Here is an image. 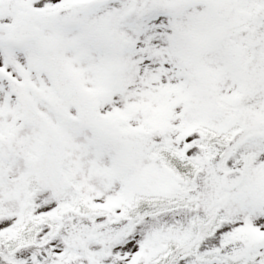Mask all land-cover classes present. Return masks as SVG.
I'll return each instance as SVG.
<instances>
[{
  "label": "snow or ice",
  "instance_id": "6c2138e0",
  "mask_svg": "<svg viewBox=\"0 0 264 264\" xmlns=\"http://www.w3.org/2000/svg\"><path fill=\"white\" fill-rule=\"evenodd\" d=\"M0 264H264V0H0Z\"/></svg>",
  "mask_w": 264,
  "mask_h": 264
}]
</instances>
